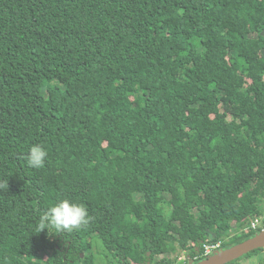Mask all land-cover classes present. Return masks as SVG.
Wrapping results in <instances>:
<instances>
[{"label":"trees","instance_id":"1","mask_svg":"<svg viewBox=\"0 0 264 264\" xmlns=\"http://www.w3.org/2000/svg\"><path fill=\"white\" fill-rule=\"evenodd\" d=\"M5 181L0 264L200 262L264 231V0H0ZM60 199L89 224L36 233Z\"/></svg>","mask_w":264,"mask_h":264},{"label":"clouds","instance_id":"2","mask_svg":"<svg viewBox=\"0 0 264 264\" xmlns=\"http://www.w3.org/2000/svg\"><path fill=\"white\" fill-rule=\"evenodd\" d=\"M47 157L46 148L37 143L29 147L25 159L30 168L38 170L45 166ZM0 188H8L7 181L0 183ZM90 219L88 209L83 203L60 199L39 214L36 233L44 230L50 234L71 233L88 225ZM262 257L264 254L252 257L250 264H260Z\"/></svg>","mask_w":264,"mask_h":264},{"label":"water","instance_id":"3","mask_svg":"<svg viewBox=\"0 0 264 264\" xmlns=\"http://www.w3.org/2000/svg\"><path fill=\"white\" fill-rule=\"evenodd\" d=\"M259 249H264V232L214 256L212 254V256H209L210 258L208 257L200 262L195 263L193 260L188 259V264H230Z\"/></svg>","mask_w":264,"mask_h":264},{"label":"rangeland","instance_id":"4","mask_svg":"<svg viewBox=\"0 0 264 264\" xmlns=\"http://www.w3.org/2000/svg\"><path fill=\"white\" fill-rule=\"evenodd\" d=\"M254 50H255V47H254ZM254 53H257V51H255ZM222 251H223V249L219 247V248H216L215 250H213L212 252L210 251V253H211V256H212V254L214 256L215 254H218V253H220ZM92 252H93V255L96 257V261L99 264H105V262L103 260V255H102L101 248H100V246L98 244L95 245V247L93 248V251ZM29 253L33 254V248L32 247H29ZM172 258L175 261V264H188V259L189 258L186 257L185 255H180L177 258H176V256H173ZM250 260L251 259H248L246 261H241L240 264H250ZM193 262H195V261H193Z\"/></svg>","mask_w":264,"mask_h":264},{"label":"built area","instance_id":"5","mask_svg":"<svg viewBox=\"0 0 264 264\" xmlns=\"http://www.w3.org/2000/svg\"><path fill=\"white\" fill-rule=\"evenodd\" d=\"M264 221V215H262L260 218L258 219H255L251 222L249 228L250 230L252 231H256L259 227L262 226V223ZM263 232V231H262ZM220 245H216V246H213V247H205V252H204V258H208L209 256H211V253L210 251L212 252L213 250H215L216 248H219Z\"/></svg>","mask_w":264,"mask_h":264}]
</instances>
